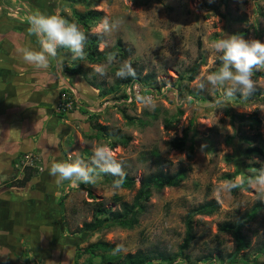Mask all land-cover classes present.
I'll use <instances>...</instances> for the list:
<instances>
[{"label":"rangeland","instance_id":"374dc122","mask_svg":"<svg viewBox=\"0 0 264 264\" xmlns=\"http://www.w3.org/2000/svg\"><path fill=\"white\" fill-rule=\"evenodd\" d=\"M6 1L0 0V32L11 33L12 46L7 42L8 35L4 36L3 45L13 47L15 41L22 40L27 47H40L37 37L29 33V17L40 11L37 1L34 0L35 5L31 0H9L10 4ZM44 1L54 8L49 15L62 17V11L71 17L73 8L79 12L100 11L101 17L90 27L92 33L99 32L105 18L118 24L114 31L103 35L99 50L111 49L120 37L129 48V55L123 60L116 58L111 65L107 61L89 64L81 60L90 79L103 81L104 88L109 89L118 78L115 72L119 64L127 61L141 75L152 73L153 81L123 87L124 92L133 95L132 100H124L118 98L119 93L100 95L81 76H75L88 88L85 94L78 90L85 102L82 104L85 112L77 110L82 116L70 119L69 113L56 112L54 105L52 109L44 107L48 117L46 128L53 131L56 123L59 124L53 135L58 137L57 148L49 151L47 157L38 151L23 152L0 175V264H73L77 248L99 238L119 243L123 254L139 249L173 254L184 238L187 211L211 199L217 201V210L210 216H194L196 238L174 263L225 264L216 255L223 257L231 252L234 241L229 232L219 230L220 224L235 220L238 213L261 200L248 181L264 167V77L257 71L253 77L257 86L248 98L237 92L239 96L228 98L227 106L216 110L210 105L221 92L206 81L204 89L199 84L206 74L220 67L210 47L213 41L238 34L264 43V0ZM76 24L83 31L82 25ZM58 56L62 58L57 62L59 91L64 87L61 78L74 76L62 70L63 62L70 65L68 58ZM196 64L193 73L190 70ZM98 66L105 68L104 75L95 71ZM192 74L193 78L188 79ZM137 95L151 97L155 108L138 103ZM228 112L245 115L255 112L259 122H233ZM138 119L147 121V125L140 126ZM99 125H107L112 134L101 135ZM184 135L183 150L168 146L170 140ZM98 144L107 145L122 163L124 173L134 178L132 189L111 191L105 180L109 174L104 173L99 174L94 184L55 183L56 178L48 171L51 163L81 159L90 164ZM262 145L261 155L246 151L247 147ZM189 148L193 152L190 157L186 155ZM151 151L157 156H152ZM26 153L33 155L35 176L25 187H6L8 182L21 177L23 168L16 164ZM179 166L190 167L186 179L177 187L151 188L146 212L134 229L78 233L82 223L91 219L96 200L116 208L114 195L130 201L141 177L158 168L172 172ZM226 173H231L233 178H225ZM241 178L245 183L236 194L224 189L226 182ZM244 234L250 246L240 255L255 259L249 264H264V210L244 227Z\"/></svg>","mask_w":264,"mask_h":264},{"label":"trees","instance_id":"16d2710c","mask_svg":"<svg viewBox=\"0 0 264 264\" xmlns=\"http://www.w3.org/2000/svg\"><path fill=\"white\" fill-rule=\"evenodd\" d=\"M36 1L38 4L36 7H39L42 13L49 15V13L53 12L54 8L47 6L46 1ZM66 1H70L71 3H79L85 2L86 0ZM33 4L35 5L34 2ZM60 14L62 15V18H64L68 22L75 24L76 22L80 23L83 27V32H85L88 37L84 45V51L86 53L84 59H73L72 54L68 49L59 48L57 50L58 54L62 55V57H67L70 62V65H66L65 62H63L64 66L62 70L66 75L71 77L81 76L86 84L94 89L99 90L101 92L100 95L119 93L118 98H122L124 100L128 98L132 100L133 95L131 93L127 94L126 92H124L123 87L132 88L135 83H138L140 85H147L153 81L152 73L141 75L140 71L137 70H135V78H116L114 84L111 85L109 89L104 88L105 84L103 83V81L102 83H99L100 81L96 82L95 80L90 79L87 76V72L83 70L82 64L80 63L81 60L86 61L89 64L104 63L107 61V55L110 52L117 53L116 58L118 60H123L127 58L130 50L127 46L124 45V42L120 37L116 39L114 47H112L111 49L99 50V45L103 40V35H98L97 33L90 32V27L95 24L99 17H101L102 13L100 11L87 9L84 12H79L75 8H73L71 17H68L67 14L63 13L62 11ZM196 68L197 64L193 68H191L190 71L194 73ZM257 74H260L264 77V71H260ZM192 78L193 74L188 77V79L190 80ZM63 91L70 93L69 88L63 87L58 91L57 97ZM236 96H239V94H237ZM76 110L85 112L84 110L86 109L81 104H76L74 111ZM228 114L231 118V121L233 122H259L257 113L255 112L249 115L230 112H228ZM125 117L132 121L130 117ZM151 117L154 119L156 118L155 115H151ZM138 124L140 126H145L147 125V121L138 119ZM98 132H100V134L104 136L112 134L110 133V131H108L107 125H99ZM185 143L186 137L184 135L182 137H175L167 144L172 149L183 150ZM246 151L257 152L261 155L263 154V145L247 147ZM192 153L193 152L191 148L186 151V155L188 157H190ZM20 154H23V152H20L18 155ZM150 154L154 157L157 156V153L155 151H151ZM189 172V166H179L172 172L158 168L157 170L141 177L139 187L135 191L130 201L123 200L120 196L114 195L112 197V201L114 202V204H116V208L104 204L103 201L96 200L92 207L91 219L82 223V225L77 229L78 233H94L100 232L102 230H112L114 228L126 230L134 229L139 225L140 217L146 212V202L149 200V197L151 195V188L155 187L158 189H162L163 187H177L181 183V181L186 179ZM33 176H35V174L32 166H25L22 169L21 177L15 178L11 180V182H8L6 184V187H25L28 185V183H30ZM224 177L227 179H231L233 178V175L231 173H226ZM115 179H119V177H113L111 175L105 176V180L110 186H112V182ZM134 184V178L126 174V178L124 179V182L120 188L130 190L133 188ZM239 188L240 187L232 189V192L236 194ZM217 208V201L211 199L208 201H204L187 211L184 218V238L180 243L178 250L173 254H169L164 251H144L140 249L133 253L127 252L123 254L120 251L114 254L113 250L117 247V245L120 244L117 242H109L99 238L83 248H77L73 257V264H175V260L183 254V251L187 249L190 243L196 238L193 221L194 216H210L215 213ZM262 210H264V201L257 200L248 210L238 213L235 220L224 221L220 224L219 230L223 232H229L232 235L234 241V248L231 252L226 253L223 257H221V255H216L220 261L224 262L225 264H249L250 262L255 261V259H249L246 255L244 256V254L240 255V253L241 251H245L246 249H248L250 246V241L247 238L246 234H244V227L247 226L250 222L254 221ZM64 222L66 223L65 220ZM82 256H85L84 261L79 262V259L82 258Z\"/></svg>","mask_w":264,"mask_h":264},{"label":"clouds","instance_id":"9594fccd","mask_svg":"<svg viewBox=\"0 0 264 264\" xmlns=\"http://www.w3.org/2000/svg\"><path fill=\"white\" fill-rule=\"evenodd\" d=\"M118 27L117 23L110 22L105 18L101 24L98 35L111 33ZM29 33L37 37L39 50L30 48L22 49V59L31 65L39 68H46L52 60L58 63L61 57L58 56L59 48L68 49L73 59H84V45L88 37L75 23L66 21L59 15H48L36 11L29 17ZM216 54V59L220 61V67L211 73L206 74L201 83L200 89L205 88V81L213 89L219 90L221 96L216 99L210 107L222 109L227 106L226 100L235 97L239 92L243 98H248L256 89V81L253 79L257 71L264 70V43L256 39H245L243 36L234 34L213 41L210 45ZM117 53L110 52L107 55V64L116 62ZM95 71L105 74V68L98 66ZM116 77L125 79L136 77V71L130 62L119 64L115 72ZM136 101L146 107L155 108V102L151 97L137 95ZM191 100V97L187 98ZM259 162V161H257ZM49 175L55 177V183L64 181L79 186V184H94L100 173L119 177L112 182L111 191L116 192L126 178L122 163L117 160L111 149L104 144H98L93 149L90 164L81 159L72 162H53L49 168ZM245 180L229 181L224 185V189L241 187ZM248 183L255 189L258 197L264 200V167L257 170L254 178ZM122 250L121 245L113 250L116 254Z\"/></svg>","mask_w":264,"mask_h":264},{"label":"crops","instance_id":"0c3cea01","mask_svg":"<svg viewBox=\"0 0 264 264\" xmlns=\"http://www.w3.org/2000/svg\"><path fill=\"white\" fill-rule=\"evenodd\" d=\"M6 3L10 4L9 0ZM5 35H8L7 42L12 46L9 40L11 33L0 32V165L3 166L0 175L7 172V165L9 168L20 152L38 151L47 157L49 151L57 148L58 137L53 135L59 126L57 122L52 131L44 125L48 120L44 107L52 109L57 99V61L52 60L46 68L28 64L22 59L21 50H39L40 47H27L22 40L15 41L13 47H6L3 45ZM60 81L64 87L74 91L77 100L84 105V100L78 94V90L84 94L88 91L83 80L62 77ZM81 116L77 110L67 114L70 119ZM54 125L55 121H52Z\"/></svg>","mask_w":264,"mask_h":264},{"label":"built area","instance_id":"2783aa9c","mask_svg":"<svg viewBox=\"0 0 264 264\" xmlns=\"http://www.w3.org/2000/svg\"><path fill=\"white\" fill-rule=\"evenodd\" d=\"M76 104H78L77 98L74 91L70 90L68 92H61L55 103V110L60 114H67L75 110ZM33 155L32 153H26L16 164V166L21 165L22 168L25 166H32Z\"/></svg>","mask_w":264,"mask_h":264},{"label":"water","instance_id":"95a60500","mask_svg":"<svg viewBox=\"0 0 264 264\" xmlns=\"http://www.w3.org/2000/svg\"><path fill=\"white\" fill-rule=\"evenodd\" d=\"M223 1H225V0H223Z\"/></svg>","mask_w":264,"mask_h":264}]
</instances>
